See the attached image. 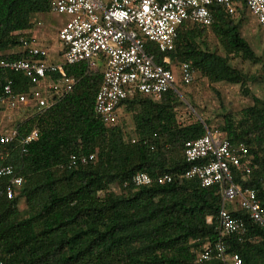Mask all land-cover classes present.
Instances as JSON below:
<instances>
[{
  "label": "trees",
  "instance_id": "trees-1",
  "mask_svg": "<svg viewBox=\"0 0 264 264\" xmlns=\"http://www.w3.org/2000/svg\"><path fill=\"white\" fill-rule=\"evenodd\" d=\"M50 2L0 0V60L20 59L6 52L20 47L19 33L32 30L37 15L50 13ZM212 13L215 22L210 27L182 26L174 51L162 53L153 43H147V51L160 64L165 57L174 66L189 63L210 83L240 85L250 95L247 85L256 78L232 66L231 60L257 64L260 58L243 38L234 16L222 6H213ZM208 29L224 55L200 42ZM65 71L76 80L73 92L21 123L13 143L0 142V168L11 165L24 178L11 200L4 194L9 179H0V258L4 264H226L218 259L197 262L202 249L219 238L220 190L184 178L191 165L185 156L186 143L214 129L210 122L179 123L176 85L178 92L166 93L159 102L136 94L121 103V107L141 110L143 117L136 126L149 133L129 138L120 120L106 126L95 112L102 71L90 72L86 63L67 66ZM14 78L16 83L28 82L20 75ZM219 129L233 145L248 147L252 171L245 177L234 169L233 177L243 187L255 189L264 207V100L255 97L239 119L224 116ZM34 130L39 137L24 154L20 139ZM92 154L96 161L62 169L72 155ZM140 172L154 178L170 173L175 179L169 184L125 188ZM114 185L120 192L112 190ZM21 202H25L24 210ZM228 209L247 220L248 226L242 241L228 239V253L239 255L243 264H264V229L238 206Z\"/></svg>",
  "mask_w": 264,
  "mask_h": 264
},
{
  "label": "built area",
  "instance_id": "built-area-1",
  "mask_svg": "<svg viewBox=\"0 0 264 264\" xmlns=\"http://www.w3.org/2000/svg\"><path fill=\"white\" fill-rule=\"evenodd\" d=\"M239 3L247 6L264 32V0H51L50 13L66 18L58 33L65 47L62 61L51 63L48 48L24 38L20 47L26 58L0 60V142L13 143L19 137L21 123L55 107L73 92L76 80L67 76V66L86 63L90 72L103 66L95 112L106 126L116 125L121 103L131 96L139 94L159 102L166 93L178 92L176 70L183 85H192L197 71L189 63L174 66L171 58L165 57L164 64H160L147 51V43H153L162 53L172 52L182 26L210 27L215 22L213 6H222L235 16ZM12 74H22L27 79L28 91H18ZM38 137L39 131L34 130L20 139L24 154ZM185 156L191 165L184 178L198 181L204 188L217 186L223 199L219 238L202 249L197 262L218 259L226 264H243L239 255L228 253V239L236 237L242 241L248 232L247 220L235 217L228 206L237 204L253 224L264 229V207L257 191L243 187L233 177L234 169L245 177L251 173L253 163L248 147L244 143L233 145L225 132L214 128L188 141ZM96 160L95 154L72 155L62 169ZM3 178L9 179L4 194L9 200L14 199L24 178L11 165L0 168V179ZM174 179L170 173L154 178L140 172L124 186L163 185ZM0 264H4L1 258Z\"/></svg>",
  "mask_w": 264,
  "mask_h": 264
},
{
  "label": "rangeland",
  "instance_id": "rangeland-1",
  "mask_svg": "<svg viewBox=\"0 0 264 264\" xmlns=\"http://www.w3.org/2000/svg\"><path fill=\"white\" fill-rule=\"evenodd\" d=\"M239 8V13L234 16V19L240 26L243 38L249 42L260 60L257 61V64H254L236 58L231 60V64L256 78V80H251L247 85L250 95H246L240 85L229 83L212 84L199 73L192 85L185 86L181 83L179 70H176V85L180 90L178 93L180 103L176 110L180 124H191L198 120L203 122L208 120L211 128L219 129V126L224 124V116L231 115L233 118L239 119L240 112L252 106L255 97L264 100V33L255 17L249 11L246 12L241 3H239ZM56 18V16H52L49 13L37 15L34 27L41 36H45L53 53L61 50L58 33L63 23L58 22ZM200 42H204L209 50L224 55L223 49L211 29H208L204 39ZM119 113V126L127 132L129 138L131 136L133 138H141L149 134L148 130L139 131L136 126V123L143 117L139 108L130 109V107L124 106ZM112 190L117 193L120 192V188L117 185L112 186ZM234 207L237 208V204ZM20 208L22 210L26 208L25 202L20 203Z\"/></svg>",
  "mask_w": 264,
  "mask_h": 264
},
{
  "label": "crops",
  "instance_id": "crops-1",
  "mask_svg": "<svg viewBox=\"0 0 264 264\" xmlns=\"http://www.w3.org/2000/svg\"><path fill=\"white\" fill-rule=\"evenodd\" d=\"M49 14H51V13H49ZM51 15L55 16L53 14H51ZM56 17H57L56 19L58 22H62L64 24V22L66 20L65 17H59V16H56ZM19 34H20V41L22 38H24V39H28L30 41L35 42L38 46H40L42 48H48L50 50L49 61L51 63H59L62 61L63 52H64L65 47L59 41V38H58V41H59V44L61 45V50L57 53H53V51L48 46V41H46L45 36H41L40 33H38L35 28H33L32 30L26 31V32L19 33ZM9 53H10V55H20V58H26V53H24V50L21 47L14 48V49H11V50L6 52V54H9ZM101 68H102V70H101ZM99 69L103 73V70H104L103 66H101ZM16 75H20L24 78V76L22 74H12L11 76L14 78ZM15 83H16V81H15ZM16 87H17L19 92L22 90L28 91L27 84H24V81L16 83ZM124 106H126V105H124ZM123 107H121V109Z\"/></svg>",
  "mask_w": 264,
  "mask_h": 264
}]
</instances>
